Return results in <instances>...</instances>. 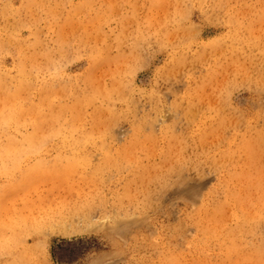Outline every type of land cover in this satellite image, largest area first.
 <instances>
[{
  "label": "rangeland",
  "instance_id": "rangeland-1",
  "mask_svg": "<svg viewBox=\"0 0 264 264\" xmlns=\"http://www.w3.org/2000/svg\"><path fill=\"white\" fill-rule=\"evenodd\" d=\"M32 262L264 264V0H0V264Z\"/></svg>",
  "mask_w": 264,
  "mask_h": 264
},
{
  "label": "bare ground",
  "instance_id": "bare-ground-1",
  "mask_svg": "<svg viewBox=\"0 0 264 264\" xmlns=\"http://www.w3.org/2000/svg\"><path fill=\"white\" fill-rule=\"evenodd\" d=\"M28 65V64H27ZM114 69V68H113ZM32 72V71H31ZM100 75V74H99ZM14 77H15V75H14ZM54 88V87H53ZM50 89H52V88H50ZM48 90V89H47ZM53 90V89H52ZM59 91V90H58ZM52 92V91H51ZM58 95V94H57ZM14 101V100H13ZM43 103V102H42ZM64 104V103H63ZM69 105V104H68ZM67 105V106H68ZM81 106V105H80ZM78 107V106H77ZM65 108V107H64ZM52 110V109H51ZM82 110V109H81ZM57 111V110H56ZM63 113H64V111H63ZM50 117V116H49ZM54 117V116H53ZM59 119H61V118H59ZM61 121V120H60ZM59 122V121H58ZM40 130V129H39ZM35 143V142H34ZM15 155V154H14ZM18 156V155H17ZM59 182V181H58ZM66 184V183H65ZM79 185V184H78ZM79 187V186H78ZM67 189V188H66ZM61 190V189H60ZM70 193V192H69ZM76 194V193H75ZM81 195V194H80ZM73 199V198H72ZM61 200V199H60ZM65 200V199H64ZM71 201V200H70ZM45 210V209H44ZM54 210V209H53ZM50 212V211H49ZM59 212V211H58ZM35 215V214H34ZM35 219V218H34ZM56 219H57V217H56ZM58 220V219H57ZM47 222V221H46ZM51 224V223H50ZM64 225V224H63ZM34 259V258H33ZM37 260V259H36ZM37 262V261H36ZM40 262V261H39ZM35 263V262H34ZM32 264H33V262H32ZM37 264H41V263H37Z\"/></svg>",
  "mask_w": 264,
  "mask_h": 264
}]
</instances>
